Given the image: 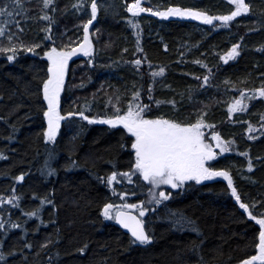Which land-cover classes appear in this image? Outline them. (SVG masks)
<instances>
[{"label": "trees", "instance_id": "16d2710c", "mask_svg": "<svg viewBox=\"0 0 264 264\" xmlns=\"http://www.w3.org/2000/svg\"><path fill=\"white\" fill-rule=\"evenodd\" d=\"M127 1L96 0L98 15L88 28L94 53L91 60L71 66L61 93L62 114L111 116L116 107L123 114L137 91L149 105V118L195 123L205 113L203 132L234 141L232 152H238L223 160L241 201L253 215L264 213V99L257 94L245 101L246 112H229L241 91L248 89L245 94L250 95L264 86V0H246L248 13L216 27L128 16ZM4 2L10 0H0ZM79 2L77 8L78 0H53L45 10L42 0H22V9L10 7L12 17L0 21L14 40L18 37L17 43L41 45L38 56L20 49L9 61L10 53H0V195L7 198L14 189L20 197L18 205H0L5 220L10 216L20 225L0 229V264H241L257 254L260 226L224 192L223 183L197 187L183 200L168 202L191 217L199 232L173 227L170 211L156 209L146 223L153 241L131 243L102 213L113 198L108 189L113 186L101 178L125 172L135 157L122 130L74 115L63 122L54 143L45 140L42 81L48 60L43 53L52 44L44 31L49 22L42 17L45 12L53 17L50 35L57 47L70 42L74 47L91 19V0ZM157 3L161 9L174 4L209 15H224L235 7L230 0H147L144 5L156 9ZM0 39L9 46L6 38ZM138 41L143 52L137 51ZM233 44L239 45V55L225 62L222 57ZM136 59L142 61L139 67L132 63ZM160 67L164 74L153 77ZM204 76L209 77L207 85ZM46 161L56 169L51 175ZM21 173L24 180H14ZM45 196L54 204L41 208ZM37 209V216L25 215Z\"/></svg>", "mask_w": 264, "mask_h": 264}, {"label": "snow or ice", "instance_id": "6c2138e0", "mask_svg": "<svg viewBox=\"0 0 264 264\" xmlns=\"http://www.w3.org/2000/svg\"><path fill=\"white\" fill-rule=\"evenodd\" d=\"M86 2V0H85ZM147 2V0H145ZM43 8L47 10L53 3V0H42ZM230 3L234 5V10L224 15H209L205 11L193 9V8H181L179 6L168 7L166 11H157V16H177V17H194L196 20L204 21L209 25H213L214 21H219L221 25H228L234 18L240 16L242 13H248L250 11V4L246 0H230ZM10 7L23 8L22 0H10V2H4L0 4V21L3 17H12L13 13L9 11ZM74 7L80 8L81 3H78ZM127 11L132 14L137 13H150L152 8L143 7L141 0H134L130 5H127ZM98 12V5L96 0H91V19L84 25V36L82 42L77 46L72 47L71 42L69 44H62L57 47L55 41L51 39V26L53 23V17L45 12L42 17L45 21H48V27L44 29L46 33V39L52 44L47 51L43 53L48 60L47 67V79L42 81V93L43 98L46 100V110L43 115L47 120V127L44 130V138L48 142H55L57 135L61 128V122L66 120V117H72L74 115L79 116L85 121L95 123L97 121L105 123L109 126H123L127 130V133H131L134 138L131 143V148L135 151L133 167L123 173L116 171L104 179L108 184L118 180L132 182V176L139 174L144 181H148L152 187L148 189L149 199L147 204L149 207H145L146 201H139L138 203H123L112 204L105 203L102 207V213L105 218H110L119 222L125 229L130 231L132 240L131 243H139L141 245L150 244L154 236L150 234V230L145 226V214L151 211L155 213L156 209L151 207L152 205H160L164 201H167L171 193L164 191H156L162 185H170L173 189H179L187 182L201 183L204 181H211L214 178L221 177L226 178L227 185L230 187V194L236 201L240 202V207L247 210V215L256 221L260 226L258 233V244L255 247L258 249L257 254H254L247 259L243 260L241 264H264V213L259 215H253L252 210L249 209V205L241 201V197L237 188L233 184V178L230 172L223 168H215L210 165V162L214 161L217 156L222 153L233 151L231 144L234 141L223 140L220 133L213 132V137L216 140L215 147L220 151L214 150L212 143L206 142L204 138L203 128L205 126V120L203 116L205 113H201L195 123L180 122L175 119H169L164 116H158L149 118L148 112L150 111L149 105L143 104L140 98V92H134L132 94L133 99L127 104L126 110L123 114H120L119 107L115 108L114 114L111 116H88L84 111L76 113L68 112L66 115L61 112V93L65 88V79L68 73V66L70 59L77 55V53H84L91 56L93 50V43L89 37L88 25H91L93 20L96 19ZM17 23L16 21H13ZM139 27L138 25H134ZM214 27L218 25H213ZM22 31V29H20ZM139 37V33H137ZM0 38H6L9 42V46H4L2 39H0V53H10L6 56L9 61L15 60L19 54L20 49L25 50L28 53L36 52V49L41 47L40 44L26 45L22 42L17 43L18 37L14 40V34L6 29L2 23H0ZM165 47H167L165 45ZM239 45L233 44L231 49L225 54L222 59L227 62L230 59L239 55ZM125 51H127L125 49ZM137 51L143 52V49L137 43ZM137 67L142 63L140 59L132 61ZM200 63V61H197ZM210 71V70H209ZM165 72L164 67H160L158 72L152 73L153 77L157 75H163ZM203 83L208 84L209 77L204 76ZM248 89H244L240 92L239 99H235L233 103L229 105V112H246L247 103L246 100H251L255 95L264 97V86L260 89L253 91L250 95L245 96ZM149 97L150 93H149ZM119 100V97H117ZM111 103V99L109 100ZM161 101L157 100L156 104L159 105ZM175 104V101H170ZM212 127V125H208ZM264 128V125H262ZM253 130L251 124L248 131ZM244 155H247L245 153ZM0 158H4L0 154ZM75 163V162H73ZM47 174H53L56 169L47 164ZM253 164L249 160L248 168L251 169ZM139 178V177H138ZM16 181H23L24 174L14 177ZM115 192V189H113ZM121 196L127 197L128 192L120 193ZM134 195V193H133ZM20 197L16 195L15 190H12V195L5 198L0 195V205H18ZM45 204H54V201L48 199L47 196L41 198V208ZM40 209L26 213L29 217H35L38 215ZM169 218L172 220L173 227L184 228L190 227L193 231L199 232V228L196 226L195 221L187 216L185 213L177 210L170 211ZM8 224L11 228H19L18 223L9 219L5 220L4 216L0 214V229H4ZM31 247V245H29ZM3 256L0 254V259Z\"/></svg>", "mask_w": 264, "mask_h": 264}, {"label": "flooded vegetation", "instance_id": "af4514ba", "mask_svg": "<svg viewBox=\"0 0 264 264\" xmlns=\"http://www.w3.org/2000/svg\"><path fill=\"white\" fill-rule=\"evenodd\" d=\"M133 2H134V0H128L127 1L126 13H127L128 16H132V17L152 16V17L156 18L160 22V24L161 23L167 24L168 22L172 21L171 20V16H157V15H155V12H157V11H166L168 7L179 6V5H174V4H167V6L165 8L161 9L160 8V4L157 3L156 9H153V11H152L153 14H152V12H150V13H137L135 15H130L129 12L127 11V5H130ZM144 3H145V0H141V4H142L143 7L150 8V7L145 6ZM179 7L187 8V7H182V6H179ZM243 14H245V13H243ZM182 18H187V17H182ZM158 21H157V23H159ZM82 40L80 42H82ZM80 42H77V44L80 43ZM77 44L75 46H77ZM93 53H94V51H92L91 56L85 55L84 53H77V55H75L73 58H71L70 61H69L68 73H67L66 78L69 76L71 66L76 61L85 60V59L91 60V57H92ZM65 81H66V79H65ZM245 96H247V95L245 94ZM263 99H264V97H263ZM61 108H62V102H61ZM77 118H80V117L77 116ZM80 119H82V118H80ZM83 121H85V120H83ZM116 128H120L122 130L125 138L127 139V145L129 146V148H131V143L134 140V138L132 137V134L131 133H127V130L124 129L122 125L121 126H116ZM62 130H63V121L61 122V128H60L59 132H61ZM204 138H205L206 142H209V143L213 144L215 151H217V152L220 151L219 148L215 147L216 140L213 137V135L211 137H209L208 134L206 132H204ZM222 139L224 140V138H222ZM132 151L135 154L134 149H132ZM237 152L238 151L236 149V152H232L231 151V152L222 153L219 156H217L214 161L210 162V165L215 167V168H218V169H220V168L225 169L224 168V160H223V158L226 157L227 155H231L232 153L235 154ZM229 157H234V156H229ZM232 161L233 162H238L237 157L235 156ZM133 164H134V160H133V163H132L131 167L129 169H127L125 172L129 171L133 167ZM228 168H231V166L228 165ZM230 174H231V176H233L232 172H230ZM215 183H223L225 185L224 192L228 191L229 195H231L230 194V187L227 185L226 178H221V177H217V178H214L211 181H204V182H201V183H196V182L190 181V182H187L185 185H183L179 189H173L170 185H162V186H160L159 189H155V190L156 191H164L166 193L170 192L171 196H170V198L167 201L164 202V203H167V204L163 203L164 205L163 204L152 205L151 207H154L157 210L163 209V211H165V212H169V211H171V209L173 210V212L177 211L176 208L169 206L168 202H170L171 200H183L187 195L192 194L193 190L195 188L203 187V186L205 187L208 184H215ZM112 186L113 187H110L108 189H109L110 195L113 196V198L108 203L119 205V204H123V203H138L139 201H146L145 207H149V205L147 204V200L149 199L148 189L150 187H152V186H151V184L148 181H144L142 176H139V174L132 176V182H128L127 180H124V181L118 180L115 183L113 182ZM113 189H115V192H113ZM122 192H128L129 195L127 197H123V196L120 195V193H122ZM133 193H134V195H133ZM232 198H233V202L236 203L237 206H239L238 205L239 201H236L233 196H232ZM151 212L152 211L150 209L149 212L145 214V226H146L147 220H151V218H152L151 217ZM111 221H113L115 223V220L111 219Z\"/></svg>", "mask_w": 264, "mask_h": 264}, {"label": "water", "instance_id": "95a60500", "mask_svg": "<svg viewBox=\"0 0 264 264\" xmlns=\"http://www.w3.org/2000/svg\"><path fill=\"white\" fill-rule=\"evenodd\" d=\"M97 14H98V12H97ZM97 17V16H96ZM202 22H204V21H202ZM47 103V102H46ZM46 124H47V120H46ZM116 221V220H115ZM116 225L119 227V228H121L126 234H128L130 237H131V234H130V231L128 230V229H125L124 227H123V225H121V224H119V222L118 221H116ZM132 238V237H131Z\"/></svg>", "mask_w": 264, "mask_h": 264}, {"label": "bare ground", "instance_id": "6f19581e", "mask_svg": "<svg viewBox=\"0 0 264 264\" xmlns=\"http://www.w3.org/2000/svg\"><path fill=\"white\" fill-rule=\"evenodd\" d=\"M66 118H68V117H66ZM45 119H46V117H45Z\"/></svg>", "mask_w": 264, "mask_h": 264}, {"label": "rangeland", "instance_id": "374dc122", "mask_svg": "<svg viewBox=\"0 0 264 264\" xmlns=\"http://www.w3.org/2000/svg\"><path fill=\"white\" fill-rule=\"evenodd\" d=\"M248 96V95H247ZM231 114H234V113H231Z\"/></svg>", "mask_w": 264, "mask_h": 264}]
</instances>
